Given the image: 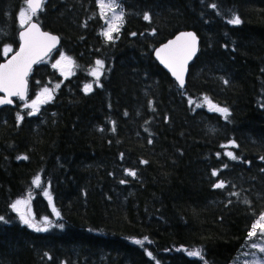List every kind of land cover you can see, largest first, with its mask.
I'll return each instance as SVG.
<instances>
[{
    "label": "trees",
    "instance_id": "1",
    "mask_svg": "<svg viewBox=\"0 0 264 264\" xmlns=\"http://www.w3.org/2000/svg\"><path fill=\"white\" fill-rule=\"evenodd\" d=\"M117 3L112 40L97 0H44L32 17L60 37L50 58L70 57L73 73L60 80L46 59L28 100L44 88L51 98L33 116L18 100L0 111V264H230L264 213V0ZM24 10L26 0H0L1 45L17 48ZM233 16L242 22L228 23ZM185 30L200 52L179 89L152 51ZM37 175L42 189L31 188ZM18 199L51 219L48 230L18 218Z\"/></svg>",
    "mask_w": 264,
    "mask_h": 264
},
{
    "label": "snow or ice",
    "instance_id": "2",
    "mask_svg": "<svg viewBox=\"0 0 264 264\" xmlns=\"http://www.w3.org/2000/svg\"><path fill=\"white\" fill-rule=\"evenodd\" d=\"M27 10L20 12L21 26L29 23L33 16L37 14L39 10H42L44 0H26ZM99 6L101 10L104 9H112L114 10L116 7H119L117 0H99ZM215 7V5H212ZM145 20H149L150 16L148 14L144 15ZM123 22V14L113 16L111 22L108 24L107 29L102 32V35L106 37L108 40H112L113 32L119 31V25ZM241 19L239 16H233L232 19L228 20V23L239 25L241 23ZM135 35V33H133ZM20 40L22 41L19 51L13 55L12 59L9 60L5 64H0V92L5 93L6 95L0 97V104H11L13 101L10 99L12 96L19 97L20 99H24L27 91V81L26 77L28 72L31 70L32 64L41 60L43 55L47 53L55 44L58 42V38L56 36L50 35L47 32H42L39 26L36 23H30L29 27L24 31L19 33ZM12 49L10 46H6L4 48V54L6 55ZM197 50V37L192 32L181 33L178 35L175 40L169 41L168 44H165L162 48L157 50V56L161 58V62L164 63L167 67L170 68L172 75L175 76L176 80L179 82V86L181 88L184 87V72L186 71L187 63L191 58L195 55ZM61 61L67 62V65L70 67L74 64L70 57L61 56L60 61H57L53 67H57L61 64ZM103 61L97 60L96 67L91 71V75L96 78L97 84H99L100 76L103 74ZM227 82V81H226ZM58 88L59 85L57 84ZM84 90L86 92H90L92 90V84H86L84 86ZM47 95L48 98H51V91L48 88H44L41 96ZM206 103H208L211 111L220 112L227 117L228 109L221 108L211 102L207 97H205ZM38 102H44L41 100V97H37V100H34L31 105H26V107L35 108ZM30 115L32 113H29ZM18 119H23V117L18 115ZM115 131V129H113ZM151 142V141H150ZM228 155L232 159H236L231 152ZM19 159H27L26 156L18 157ZM143 163H147V161H143ZM128 175L135 176L136 173L134 171H128ZM213 175H217L214 171ZM124 181H121L123 183ZM33 184L36 186H40L41 177L37 175L33 179ZM216 188L225 187L224 182L221 181L214 185ZM49 197V201L51 202L50 194L45 191L44 193ZM233 195H238L237 193H233ZM26 200H17L15 203L11 205V207L19 211V206L26 204ZM53 212L57 216H59V212L53 207ZM20 219L24 224L28 225L30 228L35 229V231H46V228L40 227L38 224L33 223L32 219L23 212L20 213ZM0 220H3V217H0ZM44 222L47 223V217L44 218ZM259 228V234L264 236V213H261L258 219L251 225L250 231L248 232L249 237H253L257 235V229ZM147 240V237L144 238ZM144 240H135L136 244L143 245ZM253 247H256L253 244ZM260 252L264 253V247L259 249ZM148 255L151 256V252H148ZM189 256L201 257L202 254L200 251H188Z\"/></svg>",
    "mask_w": 264,
    "mask_h": 264
},
{
    "label": "rangeland",
    "instance_id": "3",
    "mask_svg": "<svg viewBox=\"0 0 264 264\" xmlns=\"http://www.w3.org/2000/svg\"><path fill=\"white\" fill-rule=\"evenodd\" d=\"M105 2H107V0H105ZM97 4H98L99 13H100V15L102 16V18H103V20L105 22L104 30L107 29L108 24L111 22L113 16L120 15L121 13L123 14L122 9L120 8V6L116 7L114 10H112V9H104L102 11L100 6H99V0H97ZM26 24H24V25H26ZM119 27H121V24L119 25ZM117 32H113L112 36H114ZM6 46H8V45H5V44L1 45V43H0V56H2V58L8 57L9 54H11V52H13L15 50V49L11 48L12 50L5 55L3 50H4V48ZM61 56H62V54L58 53L56 58H54V59L48 58L47 59V67L52 72H55V73L58 72L60 80H64V79H66L68 76H70L73 73V70H72V66L70 67V70H69V66L67 65V62H63V61H61V64L59 66L53 67V65H55L57 63V61H60ZM64 67H66L65 70H63ZM167 75L169 76V74H167ZM169 78H170V76H169ZM94 79L96 80L95 77H94ZM92 87H93V85H92ZM170 91H171V88H170ZM42 92H43V89H35L33 98L29 99L28 102L24 103L21 106V108L24 109L27 114L32 113L31 116H33L39 110V106H40L41 102H38L36 104L35 108L26 107V105H31L34 100H37V97H41V100L46 98L47 95L41 96ZM201 103L204 104L208 109H210L208 103H206V102H201ZM19 109H20V106H19ZM220 114H222V113H220ZM231 145H232V143H229L226 146H231ZM45 184H46L45 189L43 190V192H41V195L43 196V198L47 199V204H48V206L50 208L51 216L56 218L57 215L55 214V212H53L54 203H53L52 200L50 202L49 201V197L44 194L45 191L48 192V183L45 182ZM75 185H76V183H75ZM72 186H74V184H72ZM32 187L35 188V189H42V181H41L40 186L38 187L35 184H33V180H32L31 188ZM18 200H25V199H18ZM16 201H14L13 203H15ZM26 201H27L26 204H23V205L19 206V211H16V210H14L12 208L13 212L16 213V215L18 216L19 219H20V213L21 212L27 214L29 216V218L32 219L33 223H36L40 227L46 228L48 230V228L51 226V225L48 224L51 221V219H49L47 217V221H48L47 223L44 222V218L46 216L42 217V218H39V219H36V214L33 212L32 207L29 205V204H31V202L28 201V200H26ZM105 203H110V202H105ZM58 231L61 232L62 231V227H59L57 229V232ZM259 232H260V230L258 228L257 229V235L248 238L247 243L244 245L243 249L240 251V253L236 256V258L230 264H264V253L260 252V250H259L260 248L264 247V236H261L259 234ZM253 244H255L256 247H253Z\"/></svg>",
    "mask_w": 264,
    "mask_h": 264
},
{
    "label": "water",
    "instance_id": "4",
    "mask_svg": "<svg viewBox=\"0 0 264 264\" xmlns=\"http://www.w3.org/2000/svg\"><path fill=\"white\" fill-rule=\"evenodd\" d=\"M39 11H40V10H39ZM39 11H38V12H39ZM30 23H36V24L39 26V28H40V30H41L42 32H47V33H49L50 35L56 36V37L58 38V42L55 44L54 47H52L49 51H47L46 54L43 55V57H42L41 60H39V61H37L36 63L32 64V66H31V70L28 72V75H27V77H26V81H27V91H26L25 98L22 100V99H20L19 97L12 96V97H10V99H11L13 102H12L11 104H0V110H2V109L5 108V107L13 106V105H14V99H19L20 101H25V100L27 99V96H28V88H29L28 78H29V76H30L32 70H33V69H34L39 63H41L42 61L46 60V59H47L52 53H54V52H55L56 50H58L59 47H60V43H61V42H60V37H59V36H57L56 34H53V33L49 32V31L43 30L42 27H41L37 22H30ZM30 23H29V24H30ZM29 24H28L27 26H25L24 28H22V29L18 32V46H17L16 51L13 52L11 55H9V56H8L4 61H2L0 64H5V63H7L9 60L12 59L13 55H15V53L19 51L20 45H21V43H22V41L20 40V37H19V33H20L21 31H24L25 29H27V27H29ZM186 32H192V33H194V34L196 35V37H197V50H196L195 55L191 58V60L188 61V63H187V67H186V71L184 72V81H185V83H184V87H183V88H185V86H186V82H187V77H188V74H189V68H190V65H191V63L196 59V57H197V55L199 54V51H200V39H199V37L197 36V34H196L194 31H192V30L180 31V32H178L177 34H175L172 38L166 40L165 42H163V43L160 44L159 46L155 47L154 50L152 51V57H153V59L156 61V63L158 64V66H159L164 72H166L167 74H169L171 80L174 81V82L176 83V85L178 86V88H180V89H183V88H181V87L179 86V82L176 80L175 76L172 75V72H171L170 68L167 67L164 63L161 62V58L157 56V50L160 49V48H162L165 44H168L169 41L175 40V38H176L178 35H180L181 33H186ZM64 62H65V61H64ZM65 69H66V67H64L63 70H65ZM5 95H6L5 93L0 92V97H3V96H5Z\"/></svg>",
    "mask_w": 264,
    "mask_h": 264
}]
</instances>
